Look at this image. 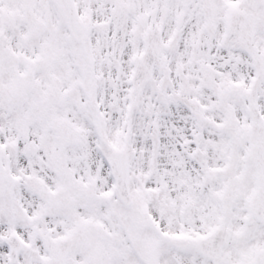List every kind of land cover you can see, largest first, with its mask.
I'll return each mask as SVG.
<instances>
[{
	"label": "snow or ice",
	"instance_id": "1",
	"mask_svg": "<svg viewBox=\"0 0 264 264\" xmlns=\"http://www.w3.org/2000/svg\"><path fill=\"white\" fill-rule=\"evenodd\" d=\"M0 264H264V0H0Z\"/></svg>",
	"mask_w": 264,
	"mask_h": 264
}]
</instances>
